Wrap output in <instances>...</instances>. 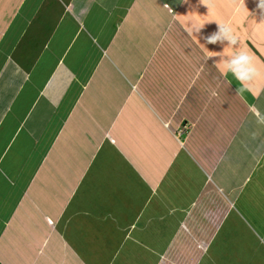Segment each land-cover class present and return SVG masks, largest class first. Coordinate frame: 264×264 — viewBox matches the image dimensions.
Returning <instances> with one entry per match:
<instances>
[{"label":"crops","instance_id":"obj_1","mask_svg":"<svg viewBox=\"0 0 264 264\" xmlns=\"http://www.w3.org/2000/svg\"><path fill=\"white\" fill-rule=\"evenodd\" d=\"M245 2L0 0V264H264V90L220 67L264 65Z\"/></svg>","mask_w":264,"mask_h":264},{"label":"clouds","instance_id":"obj_2","mask_svg":"<svg viewBox=\"0 0 264 264\" xmlns=\"http://www.w3.org/2000/svg\"><path fill=\"white\" fill-rule=\"evenodd\" d=\"M211 0H204V4L208 5ZM237 12L246 9L245 0H238ZM257 8L264 14V0H258ZM217 22V30L205 37L206 43L210 44H224L233 47H238L240 45V36L235 31L234 27L228 22ZM204 23L193 25L190 31L199 33L204 27ZM206 46V45H205ZM207 48V47H206ZM208 59L216 56V52L210 51L207 48ZM222 63L220 67L225 76L228 73L234 77L238 82V87L236 89L237 94L243 96L245 92L252 94L253 96H258L260 91L264 90L258 85V81L264 79V65L258 63L257 58L244 47H239L238 51L232 52L226 57H222ZM215 95V93H213ZM250 111L256 117L257 123L264 125V113L254 105L250 106Z\"/></svg>","mask_w":264,"mask_h":264},{"label":"rangeland","instance_id":"obj_3","mask_svg":"<svg viewBox=\"0 0 264 264\" xmlns=\"http://www.w3.org/2000/svg\"><path fill=\"white\" fill-rule=\"evenodd\" d=\"M165 72H167V68L165 69ZM141 132H145V130H142ZM140 134H142V133H140ZM156 154H157V152H156ZM156 154H155V156H156Z\"/></svg>","mask_w":264,"mask_h":264}]
</instances>
